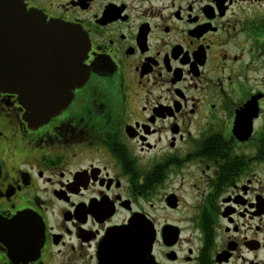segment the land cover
I'll return each mask as SVG.
<instances>
[{
	"label": "flooded vegetation",
	"instance_id": "obj_1",
	"mask_svg": "<svg viewBox=\"0 0 264 264\" xmlns=\"http://www.w3.org/2000/svg\"><path fill=\"white\" fill-rule=\"evenodd\" d=\"M88 75L41 124L0 90V264H264V0H16Z\"/></svg>",
	"mask_w": 264,
	"mask_h": 264
},
{
	"label": "water",
	"instance_id": "obj_2",
	"mask_svg": "<svg viewBox=\"0 0 264 264\" xmlns=\"http://www.w3.org/2000/svg\"><path fill=\"white\" fill-rule=\"evenodd\" d=\"M87 47L79 27L0 0V90L17 94L30 124L56 114L83 84Z\"/></svg>",
	"mask_w": 264,
	"mask_h": 264
}]
</instances>
